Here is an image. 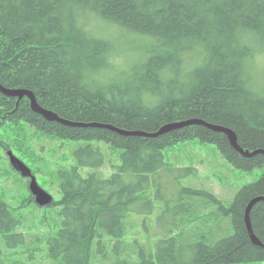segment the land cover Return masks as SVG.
Masks as SVG:
<instances>
[{
	"label": "trees",
	"instance_id": "16d2710c",
	"mask_svg": "<svg viewBox=\"0 0 264 264\" xmlns=\"http://www.w3.org/2000/svg\"><path fill=\"white\" fill-rule=\"evenodd\" d=\"M108 25L145 39L126 68L114 65V41L98 33ZM259 54L264 0H0V83L33 91L43 108L73 122L154 133L202 119L232 129L245 150L264 151ZM19 123L85 142L75 150L77 165L59 171L62 196L51 207L61 206V223L53 235L23 230V218L0 197V244L22 249L27 261L44 250L51 264H264V248L252 242L245 219L248 203L264 195V172L231 205L184 186L193 167L178 169L168 198L160 186L149 194L169 146L215 144L243 171L264 168V153L242 156L225 133L204 125L156 137L63 125L34 112L28 98L0 93V124ZM100 142L121 150L120 163L110 177H85L80 168L106 164ZM251 222L264 243V201L253 207Z\"/></svg>",
	"mask_w": 264,
	"mask_h": 264
},
{
	"label": "rangeland",
	"instance_id": "374dc122",
	"mask_svg": "<svg viewBox=\"0 0 264 264\" xmlns=\"http://www.w3.org/2000/svg\"><path fill=\"white\" fill-rule=\"evenodd\" d=\"M98 33L115 42L113 43L116 44V51L112 59L114 65L120 68H126L134 61L137 57L136 53L145 45L144 38H135L118 27L102 26ZM254 72L260 78H264V55L257 56ZM251 74L253 75L252 68ZM84 144V141L59 139L36 132L24 123L14 126L0 124V197H3L18 216L23 218V226L27 227L23 230L48 237L56 231L61 223V217L55 207H40L35 202V197L29 190V179L22 177L12 167L8 151L12 150L35 170L39 184L51 193L54 199L59 200L62 196L60 192L62 178L59 171L71 170L77 165L75 150ZM98 145L106 155V164L99 170L80 168L79 171L85 177L93 171L103 174L104 177H110L113 173V165L120 163L121 150L113 149L102 142ZM163 152L167 166L161 170L162 173L152 185L149 194L157 192L160 186L166 198L177 186L175 178L181 177L179 168L196 169L194 174L182 178L184 186L213 192L226 205H231L236 193L245 185L259 180L264 172V168H256L252 171L240 170L221 154L215 144L202 143L198 139L169 146ZM31 196L32 200H29ZM26 199L29 202L26 205L22 204ZM0 249L4 253L0 261L4 260L7 264H51L44 250L37 251L34 258L27 261L22 249L10 250L3 242L0 244Z\"/></svg>",
	"mask_w": 264,
	"mask_h": 264
},
{
	"label": "water",
	"instance_id": "95a60500",
	"mask_svg": "<svg viewBox=\"0 0 264 264\" xmlns=\"http://www.w3.org/2000/svg\"><path fill=\"white\" fill-rule=\"evenodd\" d=\"M0 92L3 93L6 96L9 97H18L20 100L23 99L24 97H28L31 102V108L34 112L42 115L45 119L48 121H55L63 125H68V126H96V127H102V128H108L111 129L114 132L127 135V136H148V137H156L161 134L168 133L173 130L181 129L189 125H193L195 123L199 124H204V126H207L208 128L218 131V132H223L228 136V139L231 143V145L240 153H242L246 157H252L258 153H264L263 150H257L254 152H250L242 148L239 143H238V137L236 133L227 127H222L218 125H213L210 123H207L201 119H190L186 121H180V122H175V123H170L165 126H163L160 130L154 133H147V132H140V131H127V130H121L118 129L114 126L110 125H100V124H85V123H78V122H73V121H68L64 118H61L57 113H55L52 110H48L43 108L37 101V98L34 94L33 91L31 90H26V89H11L3 86L0 83ZM9 155V161L12 167L20 173V175L24 178L29 179V190L31 194L35 197L36 203L41 206V207H47L53 204L54 202V197L51 193H49L47 190H45L38 182V179L36 175L33 174L32 169L22 160L20 159L17 155L14 154L12 150L8 151ZM264 201V195L254 197L250 203L247 206L246 209V214H245V219H246V224L247 228L249 231L250 238L252 242L255 245L261 246L264 248V243L258 238V236L254 233L253 227H252V222H251V211L253 207L258 204L259 202Z\"/></svg>",
	"mask_w": 264,
	"mask_h": 264
},
{
	"label": "bare ground",
	"instance_id": "6f19581e",
	"mask_svg": "<svg viewBox=\"0 0 264 264\" xmlns=\"http://www.w3.org/2000/svg\"><path fill=\"white\" fill-rule=\"evenodd\" d=\"M126 34H131L132 36H134L135 38L137 37V38H142L143 37V35H140V34H134V33H131V32H125ZM115 43V42H114ZM113 43V47L114 48H116V44H114ZM119 46H121V44H119ZM115 50V49H114ZM116 51V50H115ZM256 61V60H255ZM251 65H252V62H251ZM253 65H255V62L253 61ZM260 82H264V80L262 79V78H259L258 79ZM18 89H22V88H18ZM26 90H29V89H26ZM1 93V92H0ZM3 94V93H2ZM6 96V95H5ZM9 97V96H8ZM13 98H17L19 101H20V99L18 98V97H13ZM25 98V97H24ZM26 98H28V97H26ZM29 99V98H28ZM22 100V99H21ZM29 101H30V99H29ZM30 105H31V102H30ZM56 113V112H55ZM58 114V113H57ZM62 118V117H61ZM67 120V119H66ZM202 120V119H201ZM68 121H70V120H68ZM203 121H205V120H203ZM206 122V121H205ZM193 125H204V124H199V123H195V124H193ZM213 125H215V124H213ZM189 126H191V125H189ZM187 127V126H186ZM240 145V144H239ZM257 151V150H256ZM239 152V151H238ZM250 152H254V151H250ZM240 153V152H239ZM242 156H244L242 153H240ZM259 154V153H258ZM261 196V195H260ZM250 203V202H249ZM248 203V204H249ZM248 206V205H247ZM53 207H55L56 209H58V211H60V205L59 204H56V205H54ZM247 209V208H246Z\"/></svg>",
	"mask_w": 264,
	"mask_h": 264
}]
</instances>
